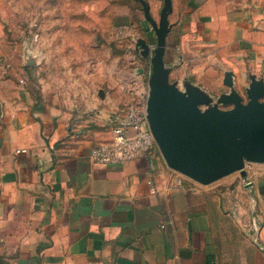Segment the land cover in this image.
<instances>
[{
	"label": "crops",
	"instance_id": "0c3cea01",
	"mask_svg": "<svg viewBox=\"0 0 264 264\" xmlns=\"http://www.w3.org/2000/svg\"><path fill=\"white\" fill-rule=\"evenodd\" d=\"M160 2L150 1L155 19ZM7 16L0 9V264H222L221 240L236 248L224 220L240 173L204 184L169 167L158 147L96 163L91 149L112 138L129 106L121 110L115 86L99 85L102 67L72 65L74 50L97 57L101 46L41 29L18 41ZM169 20L165 60L179 86L208 90L228 70L264 77V0H173ZM118 63L107 69L112 81ZM76 70L88 76L82 86L55 77ZM248 172L250 183L240 175L234 185L256 206L239 264H264V170Z\"/></svg>",
	"mask_w": 264,
	"mask_h": 264
},
{
	"label": "water",
	"instance_id": "95a60500",
	"mask_svg": "<svg viewBox=\"0 0 264 264\" xmlns=\"http://www.w3.org/2000/svg\"><path fill=\"white\" fill-rule=\"evenodd\" d=\"M142 3L156 40L150 43L139 36L135 49L150 62L147 117L166 163L204 184L236 171L249 182L247 164L264 163V77L248 73L247 100L236 88L232 70L223 79L230 90L222 92L217 102L190 80L179 86L178 80H170L165 60L173 0H164L159 20L151 14L150 3ZM222 103L232 105L223 108Z\"/></svg>",
	"mask_w": 264,
	"mask_h": 264
},
{
	"label": "rangeland",
	"instance_id": "374dc122",
	"mask_svg": "<svg viewBox=\"0 0 264 264\" xmlns=\"http://www.w3.org/2000/svg\"><path fill=\"white\" fill-rule=\"evenodd\" d=\"M147 1L150 3L154 0ZM160 4L162 9L164 0H161ZM0 9H3L4 14L8 15V20L14 21L13 26L11 23L8 24L7 30L18 41H23L25 37L34 35L38 29H41V32L44 31L42 34L50 33L58 38L70 35L74 41L82 40L87 47L98 43L102 49L99 56L88 58L84 50H74L72 65H83L93 69L95 66L102 67L105 72L100 76L101 79L99 80L102 81L99 85L115 86L114 89L117 91L121 110L127 108L129 104L141 102L147 97L150 62L147 57H143L140 52L135 50V43L139 36H143L150 43H154L156 35L151 30L149 21L144 18L141 0H0ZM159 16L158 13L157 20H159ZM143 21L146 29L140 30L142 33L139 32V36L136 37L133 35L132 28L138 24L142 25ZM47 22L48 25L46 26ZM121 24L129 26L118 29L117 26ZM113 60H118L120 70V78L119 80L115 78V81H112L111 77H115L116 73L107 72ZM77 66L74 68L77 69ZM140 68H143V71H140ZM55 77L57 80L63 78L69 86H82L79 82L88 76L82 75L76 70L74 73L56 75ZM130 78L134 79V86L128 87L127 80ZM207 80L204 79L203 82L206 83ZM249 81L248 75L247 77L237 75L235 86L245 100L248 98L246 86ZM207 85L204 87L213 96V102H217L218 96L222 92L230 90L228 86L219 81L213 83L208 81ZM231 105L230 103L220 104L223 108H229ZM253 167L264 170V163L250 162L247 164V169ZM239 181L240 175L234 185H238ZM234 185L232 188L233 202L236 201L237 204H233L229 208L232 218L227 217L224 220V228L229 229L233 236L229 243L232 246L235 245L236 248L227 247L229 250L225 249V241H229V237L221 240L219 251L222 264H239L238 248L242 243V232L252 225L251 216L256 210L255 202L252 201L250 193L246 192L245 188H242L239 193L235 190L236 186ZM239 196L242 200L240 203L237 202ZM235 214H239L241 217H235Z\"/></svg>",
	"mask_w": 264,
	"mask_h": 264
},
{
	"label": "built area",
	"instance_id": "2783aa9c",
	"mask_svg": "<svg viewBox=\"0 0 264 264\" xmlns=\"http://www.w3.org/2000/svg\"><path fill=\"white\" fill-rule=\"evenodd\" d=\"M151 30H153L151 26ZM158 147L147 117V97L129 104L113 125V136L91 149V157L96 163L113 164L148 154ZM18 148L17 151H25Z\"/></svg>",
	"mask_w": 264,
	"mask_h": 264
}]
</instances>
